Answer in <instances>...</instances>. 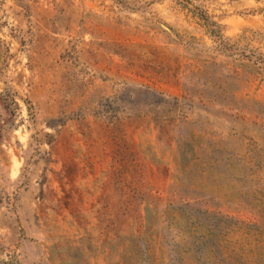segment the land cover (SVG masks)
<instances>
[{"label":"rangeland","instance_id":"374dc122","mask_svg":"<svg viewBox=\"0 0 264 264\" xmlns=\"http://www.w3.org/2000/svg\"><path fill=\"white\" fill-rule=\"evenodd\" d=\"M0 264H264V0H0Z\"/></svg>","mask_w":264,"mask_h":264}]
</instances>
